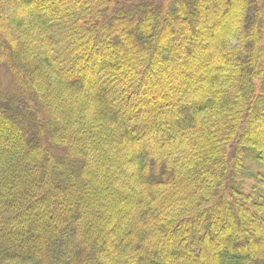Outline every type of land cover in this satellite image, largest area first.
<instances>
[{
  "label": "trees",
  "instance_id": "1",
  "mask_svg": "<svg viewBox=\"0 0 264 264\" xmlns=\"http://www.w3.org/2000/svg\"><path fill=\"white\" fill-rule=\"evenodd\" d=\"M2 68L0 264H264V0H0Z\"/></svg>",
  "mask_w": 264,
  "mask_h": 264
},
{
  "label": "rangeland",
  "instance_id": "2",
  "mask_svg": "<svg viewBox=\"0 0 264 264\" xmlns=\"http://www.w3.org/2000/svg\"><path fill=\"white\" fill-rule=\"evenodd\" d=\"M8 76H9V75L6 73V71H5L4 68L0 69V85H1V87H2L3 89H4V88H7L6 86H7V84H8V79H9ZM9 80H10V79H9ZM91 161H92V162H91L92 165H95L97 160L92 159ZM6 232H8V231H6Z\"/></svg>",
  "mask_w": 264,
  "mask_h": 264
}]
</instances>
